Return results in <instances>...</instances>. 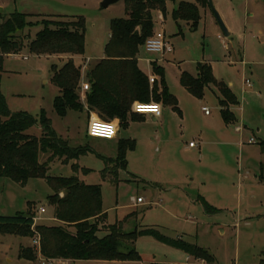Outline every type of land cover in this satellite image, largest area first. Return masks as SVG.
I'll use <instances>...</instances> for the list:
<instances>
[{
  "label": "rangeland",
  "instance_id": "1",
  "mask_svg": "<svg viewBox=\"0 0 264 264\" xmlns=\"http://www.w3.org/2000/svg\"><path fill=\"white\" fill-rule=\"evenodd\" d=\"M102 1L0 0V18L17 12L28 15V21L34 24L44 19L65 21L64 18L78 17L85 22L84 53L80 56H36L24 49L19 55L5 58L7 72L0 74V90L9 110L32 116L44 111L57 135L64 136L68 125L71 147L88 145L106 159H111L119 139L135 142V150L126 155V170L117 175L112 173V163L88 155L67 164L64 159H55L47 176H74L86 185H100L106 223L113 225L122 220L124 232L134 228L157 230L169 239H181L205 249L213 257V264H259L264 258V219L247 222L244 218L264 212V186L256 184L261 176L264 178V155L259 146L264 142V0H210L228 37L209 6L199 10L200 20L195 29L173 20L172 13L180 2L194 0H166L163 15L152 12L153 34H163L170 51L162 55L141 49L138 65L146 75L152 72L145 60L161 65L181 115L165 108L157 124L130 123L113 142L86 137L84 113L70 112L65 120L53 109L59 91L51 83L52 67L60 69L72 61L80 70L89 71L104 58L111 21L127 18L125 0L106 9L101 7ZM40 29L33 27L25 30L24 35L33 38ZM197 63H206L216 81L231 85L238 101L232 110L236 124H223L215 88L206 89L202 98L181 88V74L195 76ZM81 76L80 85L86 83L83 71ZM79 95L80 99L85 97L80 91ZM203 109L208 110L207 116ZM237 126L241 128L238 131ZM191 142L197 145L190 148ZM48 157L49 154H41L39 162H46ZM103 171L106 180H102ZM52 194L42 179L29 180L25 187H20L2 178L0 216L26 213L32 205L34 215L40 208L45 211L39 224L50 225L45 220L53 217L48 199ZM199 198L221 212L206 215L197 202ZM67 231L74 233L72 228ZM20 246L34 248L37 259H18ZM135 249L139 262L75 264H206L150 237H138ZM42 263L32 239L0 235V264Z\"/></svg>",
  "mask_w": 264,
  "mask_h": 264
},
{
  "label": "trees",
  "instance_id": "2",
  "mask_svg": "<svg viewBox=\"0 0 264 264\" xmlns=\"http://www.w3.org/2000/svg\"><path fill=\"white\" fill-rule=\"evenodd\" d=\"M165 1L125 0L127 18L111 21L104 59L85 74L89 85L85 93L87 110L102 121L118 120L120 131L126 130L130 123L144 121L143 116L132 112L134 103H156L176 110L177 101L165 83L163 69L152 65V72L159 82L150 86L148 77L140 71L137 62L140 50L153 35L152 12L158 11L163 15ZM208 6L209 0H194V3L183 1L173 11L172 18L175 22L188 23L195 29L200 20L199 10ZM28 18V15L17 12L0 18V74L4 73L5 58L19 55L24 49L36 56H80L84 53L83 18H64L65 21L63 18L44 19L36 24L28 21ZM36 26L41 29L33 38L24 35L25 30ZM196 71L194 77L183 72L180 86L195 98H202L206 89L215 88L221 119L226 125L233 124L235 117L230 107L238 106L234 93L226 84L215 80L209 65L197 63ZM80 82L81 70L72 61L60 69L52 67L51 83L59 91V96L53 100V109L59 118H64L68 112L84 111L79 95ZM32 129H38L40 136L30 135ZM259 146L264 153V142ZM134 150V140L120 139L113 160L100 156L88 145L71 147L57 135L44 111H40L38 116L26 112L13 113L0 90V179H9L20 187H25L29 180H44L53 192L48 199L54 210V219L63 224L56 227L36 225L32 229L34 209L29 205L26 213L13 217L0 216V235L38 239V252L45 261L139 262L135 243L138 237H150L189 257L213 264V257L205 249L181 239H169L157 230L134 228L124 232V221L108 225L103 213L100 185H86L74 176H47L49 166L55 159H64V164H67L88 155L112 163V173L117 175L119 171L126 170V155ZM41 154H49L44 163L39 162ZM74 169L76 171L77 168ZM102 180H106L104 171ZM198 203L206 215L221 212L202 198ZM67 228L74 229V233L68 232ZM18 258L34 262L37 252L34 248L21 247ZM259 264H264V258Z\"/></svg>",
  "mask_w": 264,
  "mask_h": 264
},
{
  "label": "crops",
  "instance_id": "3",
  "mask_svg": "<svg viewBox=\"0 0 264 264\" xmlns=\"http://www.w3.org/2000/svg\"><path fill=\"white\" fill-rule=\"evenodd\" d=\"M161 16V15H160ZM12 56V55H11ZM8 57H10V56H8ZM7 58V57H6ZM104 58H102V59H100V60H103ZM99 60V61H100ZM98 61V62H99ZM146 61V63L148 64V65H150V68H151V72H152V65L151 64H157V66H159L160 68H162L161 67V65H159L158 63H151L150 61H147V60H145ZM137 62H138V60H137ZM139 63V62H138ZM206 64V63H205ZM77 67V66H76ZM138 68L140 69V67H139V65H138ZM4 71L5 72H7L5 69H4ZM84 72V76H85V74H86V72L87 71H85L83 68L81 69V72ZM140 71L144 74V75H146L141 69H140ZM147 77H149V76H152V77H154L155 78V82H158V77L157 76H155L154 74H153V72L152 73H150L149 75H146ZM196 76V75H195ZM194 77V76H193ZM81 81H82V76H81ZM218 82V81H217ZM246 82V81H245ZM166 83V82H165ZM223 83V82H222ZM225 84V83H224ZM167 85V84H166ZM245 85H246V83H245ZM228 86V85H227ZM231 85H229L228 87L230 88V90L232 91V89H231V87H230ZM247 86V85H246ZM182 88V87H181ZM170 92V91H169ZM233 92V91H232ZM235 95V94H234ZM172 96L175 98V96L172 94ZM236 96V95H235ZM176 99V98H175ZM6 100V99H5ZM176 101H177V99H176ZM7 102V101H6ZM81 102H82V104H83V106H84V111L82 112V113H84L85 114V118L87 119V127H86V131H85V136L86 137H88L89 139H97V140H106V139H101V138H92V137H89L88 136V134H87V128H88V125H89V121L93 118V116H95V117H98L96 114H94V113H92V112H89L88 110H87V108H86V105H85V97H81ZM7 105H8V103H7ZM160 105V107H161V112L165 109V108H169V109H171V110H174L172 107H170V106H163V105H161V104H159ZM236 106H232V107H230V111L232 112V110L235 108ZM175 111H177L178 112V114H180L181 115V111H180V109H179V106H178V102H177V106H176V110ZM233 113V112H232ZM69 114H70V112H68L67 114H66V116L64 117V118H62V119H65V120H67L68 119V116H69ZM234 115V114H233ZM207 116V115H206ZM221 116V115H220ZM234 117H235V115H234ZM161 118H162V115H161V117L160 118H155V117H153V116H151V115H145V116H143V119H144V121H143V123L144 122H150V123H152V124H157L158 122H159V120H161ZM101 120V119H100ZM112 122H114L115 124H116V126H117V133H116V136L113 138V139H111V140H106V141H109V142H113L116 138H117V136L119 135V133H120V128H119V121L118 120H112ZM222 122H223V120H222ZM237 123V119H236V117H235V122L233 123V124H229V125H234V124H236ZM223 124L224 125H226L224 122H223ZM227 126V125H226ZM241 128H239L238 126H237V128H236V130L238 131V130H240ZM33 130V129H32ZM32 130H30L29 131V134L30 135H35V136H37V132H40L38 129H34L33 131ZM65 134H64V136H62V135H58L59 137H61L63 140H65V141H67V142H69L68 141V139H69V133H68V131H69V127H68V125L66 124L65 125ZM40 135V134H39ZM38 135V136H39ZM198 136L199 137H201V135L200 134H198ZM120 140V139H119ZM251 141V140H250ZM199 142H200V140H199ZM250 143V142H249ZM253 144V143H252ZM195 145H197V144H195ZM116 154H117V143H116V150H115V152L113 153V155H111L109 158H111V159H115V157H116ZM261 154L262 155H264L262 152H261ZM100 156H102V157H105V158H107L106 156H103V155H100ZM261 170L262 171H264V169L263 168H261ZM81 182H83V181H81ZM84 183V182H83ZM256 184H259V186H264V178L261 176V178L259 179V181L256 183ZM198 202V201H197ZM207 203V202H206ZM142 204H144V203H142ZM142 204H140V205H142ZM208 204V203H207ZM52 210H53V208H52ZM253 212V211H252ZM103 213H105L104 211H103ZM53 214H54V210H53ZM106 214V213H105ZM246 215H248V214H246ZM250 215V214H249ZM41 216V215H40ZM40 216H39V220L37 221V223H36V225H41V224H39V222H41V221H43L44 219H41L40 218ZM254 219H264V212L262 213V214H251V216H248V217H245L244 218V221H247V222H251L252 220H254ZM45 221H49L51 224L50 225H43V226H48V227H56V226H63V224H61L60 222H58L57 220H55L54 219V216L51 218V219H47V220H45ZM122 221V220H121ZM241 221V220H240ZM238 222V221H237ZM20 247H23V246H20ZM23 248H31V247H28V246H26V247H23ZM19 259V258H18ZM38 259H40V260H43V259H41V257H40V254L38 253ZM7 262L9 263L10 261L9 260H7ZM56 262H58V263H61V261H56ZM65 262V261H64ZM66 263H68V264H75V263H77V262H69V261H66Z\"/></svg>",
  "mask_w": 264,
  "mask_h": 264
},
{
  "label": "built area",
  "instance_id": "4",
  "mask_svg": "<svg viewBox=\"0 0 264 264\" xmlns=\"http://www.w3.org/2000/svg\"><path fill=\"white\" fill-rule=\"evenodd\" d=\"M144 51L146 53H150V54H164L165 52L170 51V46L168 45V43L165 41L164 35L163 34H153L152 37H150L149 39L146 40L145 44H144ZM24 60H26V58H24ZM149 80V84L150 86L153 85L155 83V78L152 76L148 77ZM247 86H249V82L246 81L245 82ZM89 90V85L88 83H83L82 85H80V93L85 94L87 91ZM154 106H158V108L153 111V107ZM204 114L208 115L209 112L206 109H203ZM132 112L134 114L137 115H141V116H145V115H151L155 118H160L161 117V107L159 104L156 103H149V104H143V103H134L132 106ZM106 122V121H104ZM108 123H114L112 121H107ZM117 127V126H116ZM88 129V128H87ZM117 133V132H116ZM88 134V132H87ZM89 136V135H88ZM116 136V135H115ZM115 136H113L111 139H113ZM92 137V136H89ZM92 138H98V137H92ZM103 139V138H101ZM111 139H106V140H111ZM252 143V141L250 142ZM196 145L195 143L191 142L189 143V147L190 148H194ZM132 202L135 204L136 201L134 199H132ZM44 209L40 208L37 213H35L34 217H33V226L32 229H34V227L36 226L37 221L39 220V216L44 214ZM33 242V246H35V248H37L39 250V241L38 239H32ZM39 253V252H38ZM57 260H50V261H45L43 260L42 264H53L55 263ZM61 264H68L64 261H61Z\"/></svg>",
  "mask_w": 264,
  "mask_h": 264
},
{
  "label": "clouds",
  "instance_id": "5",
  "mask_svg": "<svg viewBox=\"0 0 264 264\" xmlns=\"http://www.w3.org/2000/svg\"><path fill=\"white\" fill-rule=\"evenodd\" d=\"M157 108L158 106H154L152 110L155 111ZM87 132L92 137L111 139L116 135L117 127L115 123L104 122L98 117L93 116L89 121Z\"/></svg>",
  "mask_w": 264,
  "mask_h": 264
},
{
  "label": "water",
  "instance_id": "6",
  "mask_svg": "<svg viewBox=\"0 0 264 264\" xmlns=\"http://www.w3.org/2000/svg\"><path fill=\"white\" fill-rule=\"evenodd\" d=\"M120 1H123V0H103L102 3H101V7L104 8V9H106L109 6L114 5V4H116V3L120 2ZM209 7L212 9V11L214 13V16L216 18V21L219 24V26L221 27L224 35L226 37H228L229 36V33H228L227 29L225 28V26H224L221 18L219 17V15L217 14V12L213 9V5H212V3H211L210 0H209Z\"/></svg>",
  "mask_w": 264,
  "mask_h": 264
}]
</instances>
